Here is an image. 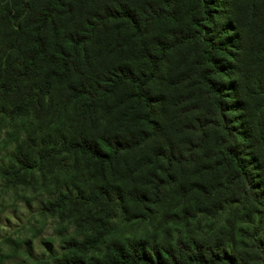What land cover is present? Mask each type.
Listing matches in <instances>:
<instances>
[{
  "label": "trees",
  "instance_id": "trees-1",
  "mask_svg": "<svg viewBox=\"0 0 264 264\" xmlns=\"http://www.w3.org/2000/svg\"><path fill=\"white\" fill-rule=\"evenodd\" d=\"M1 133L22 264H264V0H0Z\"/></svg>",
  "mask_w": 264,
  "mask_h": 264
},
{
  "label": "rangeland",
  "instance_id": "rangeland-1",
  "mask_svg": "<svg viewBox=\"0 0 264 264\" xmlns=\"http://www.w3.org/2000/svg\"><path fill=\"white\" fill-rule=\"evenodd\" d=\"M5 137L0 134V168L12 153V145L2 143ZM46 196L42 188L12 187L0 178V264L44 261L61 251L62 239L72 229L41 213Z\"/></svg>",
  "mask_w": 264,
  "mask_h": 264
}]
</instances>
